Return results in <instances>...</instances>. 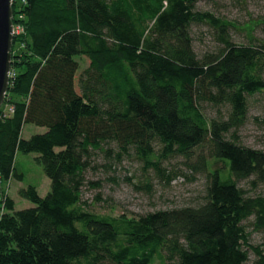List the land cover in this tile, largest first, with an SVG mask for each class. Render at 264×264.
<instances>
[{
	"label": "trees",
	"instance_id": "1",
	"mask_svg": "<svg viewBox=\"0 0 264 264\" xmlns=\"http://www.w3.org/2000/svg\"><path fill=\"white\" fill-rule=\"evenodd\" d=\"M199 1L13 0L24 32L0 108V184L22 181L17 154L35 153L51 188L45 197L21 189L34 205L22 210L0 196V264H264V196L239 185H264V151L234 138L251 97L264 96V43H234V25L198 11ZM194 25L217 32V52L196 54ZM77 57L89 59L79 77ZM26 125L46 131L24 139ZM197 149L208 154L201 206L138 219L84 208L99 153L135 157L169 183L177 175L163 164ZM249 219L262 246L249 243Z\"/></svg>",
	"mask_w": 264,
	"mask_h": 264
},
{
	"label": "rangeland",
	"instance_id": "2",
	"mask_svg": "<svg viewBox=\"0 0 264 264\" xmlns=\"http://www.w3.org/2000/svg\"><path fill=\"white\" fill-rule=\"evenodd\" d=\"M197 10L210 12L217 18L231 22L234 27L230 29V38L236 44L248 45L251 39L256 43H264V0H200ZM192 36L194 50L200 58L220 49L217 32L208 25H194ZM77 60L80 63L79 77L88 66L89 59L77 57ZM221 111L224 117L227 111L225 108H221ZM205 112L209 118L218 116V109L209 105L205 106ZM45 131L46 128L26 125L23 138L29 139ZM234 138L243 146L264 151L263 95L251 97L247 121L235 132ZM37 156L35 153H18L16 161L24 175L23 180L13 179L0 184V196L13 199L16 210L34 207L30 201L21 197V189L34 186L41 197L50 191L51 181L36 161ZM203 158H208L207 152L197 149L189 160L176 157L166 161L163 167L167 169L168 175H177L168 183L156 177L153 171L145 169L143 163L135 157H125L118 161L115 156L107 159L105 154L99 153L94 160L95 168L87 172L82 204L87 211L98 215L125 216L130 219H138L160 210L201 206L205 203L209 177V170L203 166ZM239 185L249 196H264V185H254L251 180L241 181ZM243 225L249 235V243L262 246L263 235L254 230L253 219L245 221ZM249 257L251 262L256 259L252 252ZM155 264L160 263L157 261Z\"/></svg>",
	"mask_w": 264,
	"mask_h": 264
},
{
	"label": "water",
	"instance_id": "3",
	"mask_svg": "<svg viewBox=\"0 0 264 264\" xmlns=\"http://www.w3.org/2000/svg\"><path fill=\"white\" fill-rule=\"evenodd\" d=\"M13 0H0V108L10 84L14 41Z\"/></svg>",
	"mask_w": 264,
	"mask_h": 264
},
{
	"label": "built area",
	"instance_id": "4",
	"mask_svg": "<svg viewBox=\"0 0 264 264\" xmlns=\"http://www.w3.org/2000/svg\"><path fill=\"white\" fill-rule=\"evenodd\" d=\"M14 37L16 35L22 34L24 32L23 28L21 25H16L14 26ZM13 76L12 72H10V78Z\"/></svg>",
	"mask_w": 264,
	"mask_h": 264
},
{
	"label": "crops",
	"instance_id": "5",
	"mask_svg": "<svg viewBox=\"0 0 264 264\" xmlns=\"http://www.w3.org/2000/svg\"><path fill=\"white\" fill-rule=\"evenodd\" d=\"M25 127H26V126H25ZM25 127H24V128H25Z\"/></svg>",
	"mask_w": 264,
	"mask_h": 264
}]
</instances>
